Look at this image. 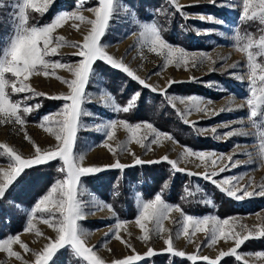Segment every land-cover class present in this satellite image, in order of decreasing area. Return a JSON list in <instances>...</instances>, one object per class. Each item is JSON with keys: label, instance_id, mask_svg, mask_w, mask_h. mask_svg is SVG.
Listing matches in <instances>:
<instances>
[{"label": "snow or ice", "instance_id": "obj_1", "mask_svg": "<svg viewBox=\"0 0 264 264\" xmlns=\"http://www.w3.org/2000/svg\"><path fill=\"white\" fill-rule=\"evenodd\" d=\"M175 6L177 12L187 18V13L178 4V0H169ZM213 4L224 6L226 0H211ZM54 0H16L12 4L15 10L12 13L13 31L10 39L5 41L4 47L0 49V125L15 124L23 127L26 123L25 116L32 113L41 107L40 104L29 105L26 101L32 100L35 97L46 96L47 99L64 101L62 108L55 114H45L38 126L57 141L55 148L42 150L37 146L30 137L25 133L27 140L35 150L34 156L31 158L22 157L16 150L9 147L7 144H0V150L9 158L7 170H0V199L6 197V193L15 183L26 174V170L32 169L35 166L46 165L52 161H60L61 164L58 171L64 173V178L57 179L50 186L48 192L43 195L32 207L28 213L27 225L25 232H35L36 236H41L42 233L36 229L34 219L36 214L40 213L39 220L41 223L48 225L56 233L54 239H49L43 249L39 252H34V264H50L62 249H70L73 254L87 262V264H105V262L96 254L93 248L86 246L85 232L79 221L85 218V205L79 199L81 190L84 189L83 177H89L99 174L106 170H120L130 167L122 165L118 160L111 165L104 167L100 166H82L84 154L74 152V144L77 141V132L82 123V117L88 113L82 105L89 99L86 94V86L92 81L98 80L97 62H103L108 66L123 71L128 77L138 81L144 88H150L152 92H157L155 87L146 83L145 80L139 79L135 73L125 66L121 61L116 60L113 56L108 55L106 47L108 45L102 43V38L106 36L111 28V21L120 18V13L123 10L126 13L129 22L138 26V31L133 33L137 39L133 47H138L141 51L147 50L149 53H155L164 60V67L169 65L185 66L191 64L193 67L202 65L206 61L215 63L207 53H190L180 46H174L167 42L162 35L160 27L155 23L142 22L138 18V13L132 9L130 5H122L121 0H98V6L88 10L94 13V19H87L80 14L83 3H79L76 11L68 12L61 10L57 12L50 22L40 25L39 23L30 24L29 10L33 13H39L41 16L50 11L49 5L53 4ZM239 3L228 4L229 7H236ZM0 7H3L0 4ZM200 19L204 20L205 16L200 15ZM209 21L214 20L212 16H208ZM69 20L79 21L80 24L90 25V30L83 37L82 43H72L70 47L76 49L74 56L79 57L76 62H62L60 60H50L48 57H53L58 54V49L65 46L67 42L62 36H53L57 29L61 28ZM239 20L247 24L248 22H258L264 26V0H242V13ZM220 23L221 21H216ZM78 25L73 23V28L78 29ZM209 32L210 30H204ZM261 34L255 37L250 32H245L243 36L239 32L235 36V49L245 54L247 58V79L249 95L244 98L249 109L247 117H241V124L244 119L250 122V125L255 129H260L261 124H264V62L258 60L259 57H264V28L260 29ZM199 34V32H198ZM244 40L241 43V40ZM232 67H239L233 65ZM52 71H49V70ZM56 69H65L74 77L71 80H62L69 94L67 95H52L47 96L45 93L35 92L25 81H28L32 76H55ZM11 77L15 78L10 79ZM159 74V73H155ZM236 79L243 81L244 75L234 74ZM56 79L61 78L55 76ZM194 79V78H193ZM169 87L176 83L174 80H169ZM11 88V93H30L21 100H12L7 89ZM166 96L169 103H173V97L169 96L167 90L161 93ZM140 93H134L127 103V106H120L115 103L114 98L109 94L112 100V110L115 112L129 113L136 106L137 97ZM180 103L187 104L189 107L179 115L188 123L186 117L192 111L203 112L209 114V109L204 103L203 98L191 96L188 98H176ZM211 103V101H209ZM203 105V106H202ZM174 106V104H173ZM239 107H244L240 105ZM214 114V113H213ZM260 121L258 124L257 121ZM122 127L128 134V139L118 143L116 148H112L107 142L102 146L108 148L113 155L117 151L123 153L127 151V144L134 142L141 147L148 149L149 144L145 141L149 140V134L155 138L150 141L151 144H159L161 139L173 140L170 134L161 133L156 130L150 122L131 124L124 120H110L98 127V131L105 133L108 141L115 136L117 127ZM194 127V125H193ZM147 130L145 134H141V129ZM199 132L206 129H197ZM213 133L216 132L212 128ZM227 137L234 135L247 136L249 133L243 130V124L240 129H234L225 133ZM260 137L259 159L264 161V130L258 132ZM219 138V137H216ZM175 142V141H174ZM178 143V142H176ZM239 147V145H236ZM251 162V153L248 154ZM188 157H194L200 160L203 164L211 161L215 166L218 161L224 159L223 154L217 155L213 151H198L184 146V151L181 153L179 160H186ZM215 157V158H214ZM229 161H233V156H228ZM174 170V172L184 173L185 169L178 166L179 161L169 160L167 156L162 158ZM160 160L143 161L140 158H135L134 165H143L144 163L156 164ZM239 161L231 164L235 168ZM228 170V166L220 167L221 173ZM188 176L198 175L197 173L187 172ZM218 173L213 171L211 174H203V179L211 181L221 192L228 197L242 201L246 197L255 195L264 196V185L259 186V191H249L247 188H239L233 181H238L239 177L231 176L222 178L216 181L213 177ZM239 193V194H238ZM119 193H114L118 195ZM99 205L107 207L109 211H113L111 205L104 201H99ZM54 209V211H53ZM173 211L180 213L182 217V229L177 230L176 238L183 235L189 243L192 242L191 236L197 232L206 234V239L209 241V246L215 245L218 240H233L235 246L228 251H220L215 259H210L207 256L200 257L196 254L187 255L183 251L175 250L173 245V236L171 230L164 228V221L169 220L170 213ZM47 213V215H44ZM58 213V215H57ZM127 221H117L115 224L114 234L107 233L106 236H113L114 239L125 243L121 239V229L126 230ZM136 226L140 229L142 235L139 237L141 241L148 242L153 236L162 238V234L168 232V237L163 240L166 245V252L173 257H186L193 264L198 259H202L207 264H220L222 258L235 257L237 261L241 259L238 250L246 241L256 238H264V227L258 228L255 232L248 230L244 225L239 224L235 218H218L216 216L193 217L185 214L179 206L168 204L162 199V194L158 193L153 199L139 201L138 215L135 219ZM240 229V231H237ZM246 233V234H242ZM18 244L24 252H28V246L21 242L19 234L9 236L6 239L0 240V252H5L8 257H15L21 260L19 253L12 250V245ZM200 247L199 245L197 246ZM156 255L154 250L149 247L145 256L132 255L127 258L113 261V264H136V262ZM251 256L252 254H248ZM255 260L264 261V252H257Z\"/></svg>", "mask_w": 264, "mask_h": 264}, {"label": "rangeland", "instance_id": "obj_2", "mask_svg": "<svg viewBox=\"0 0 264 264\" xmlns=\"http://www.w3.org/2000/svg\"><path fill=\"white\" fill-rule=\"evenodd\" d=\"M68 1L69 0H54V3L49 5L50 11L54 9L53 6L56 5L55 3L63 4L60 7L61 9L55 6L57 7L55 14L61 10H66L68 12L76 11L77 5L81 3V0H71V3L66 5L68 7L64 6V3ZM165 1H167L168 8L173 10L169 12V20H171V18L175 19L176 33L174 36L182 34L190 38V42L192 43V46L188 49L182 48L190 53H207L215 63L206 61L204 64L197 65L196 67H193L191 64L187 67L183 65L177 67L173 64L165 68L162 57L157 56L155 53H149L147 50L141 51L138 47H133L137 39L136 35L133 33L138 31V26L129 22L123 10L120 13L119 19L111 21V28L106 34L107 38L105 39L103 37L102 43L108 45L106 47L108 55L113 56L118 61L122 60L123 64L129 67L139 79H143L148 85L155 87L157 89L155 93L161 94L164 92L169 86V80H174L176 83L173 84H195L204 88L211 96H219L220 99L216 100L213 99V97L207 99L194 95L195 97L204 99V103L209 109V114L192 111L186 117L188 123H185L179 113H183L189 106L180 103L179 99L176 98H188L191 97V95L178 96L169 94V96L174 98L173 103H170V105L175 109V112L182 119V122L190 127V130L193 132L199 133L203 138L207 137L214 141L216 147L210 151L215 152L217 155L223 154L224 159L218 161L215 166L212 165L211 161L207 164H203L194 157H188L186 160H179L181 153L184 151V146L179 145L173 140L163 138L159 144H151L150 141L155 138L151 134H149V140L145 141V143L149 144L148 149L131 142L127 144V151L123 153L117 151L116 154L113 155L109 152L108 148L102 145L107 142L112 148H116L118 143L128 139V134L122 127L118 126L115 130L114 138L108 141L105 133L97 130L99 126L110 120H118L115 117L112 119L109 118V115L116 114V112L112 110V100L109 98V94L106 88H104V85H102V80L99 76L98 80L92 81L85 89L89 99L82 107L88 114L81 118L82 123L77 132L74 152L84 154L82 162V166L84 167H104L113 164L117 160L122 165H129L131 167V165H134L135 158H140L145 162L153 160H160L162 162V158L167 156L169 160L179 161L178 166L181 169H185L184 173L190 171L198 174L192 176L196 184L195 188L198 193V198L209 207L211 206L210 201L203 196L201 186L197 185L198 181L203 179V174L206 172L209 175L213 171L217 172L218 175L213 177L216 181L231 176L239 177L238 181H233L237 187L258 192L259 186L264 185V161H261L258 155L260 145L258 132L264 130V124H261L260 129H255L250 125L247 119H244L242 122L243 130L249 133V135H234L232 137H227L225 133L234 129H240L242 126L240 118L247 117L249 114V109L244 100V98L249 95L247 90L249 81L246 75L247 58L245 54L235 49V36L237 32H239L241 36H243L245 32H250L258 38L261 34L260 29L264 28V26L254 21L246 25L239 20L242 13V0H239L236 7H229L227 5L237 3V0H226L224 6L213 4L211 0H178V4L183 8V11L188 14L187 18L181 15L180 12H177L175 6L172 5L169 0ZM15 2L16 0H0V4L3 5V7H0V15L5 22L6 29L5 35L2 38L3 47L5 41H8L12 35V13L15 11L12 4ZM89 2L95 3V6H98V0H82L83 7L80 14L84 15L87 19H94V13L88 9L95 6L91 5L88 7L87 4H89ZM121 3L122 5H128L125 0H121ZM29 11L31 12V10ZM48 12L44 14L45 18L48 17ZM31 14L34 16H41L39 13L31 12ZM165 14L166 10H163L160 17L165 16ZM173 15H175V17H173ZM200 15L205 16V19L201 20ZM208 16H212L215 19L209 21L207 19ZM216 21L221 22L217 23ZM73 23L79 26L78 29L73 28ZM90 27L91 26L88 24H80L79 21L69 20L53 33V36L64 37L67 44L58 49V54L56 56L48 57L47 59L53 61L60 60L62 62H76L79 59V57L73 55L76 49L67 45L82 43L83 37L87 35ZM165 28L166 27H164V30ZM204 30L210 31L205 32ZM243 42L244 40L242 39L241 43ZM258 60L264 62V57H259ZM233 65H239V67H232ZM49 71L52 70L50 69ZM234 74L244 75L243 81L236 79ZM55 76L61 79L58 80ZM55 76H32L28 81H25V83L33 88L35 92L45 93L47 96L69 94V89L61 81L65 79L71 80L74 77L65 69H56ZM14 79L15 78H13V80ZM147 89L149 90L150 88ZM23 94L24 96L30 95V93ZM209 101H211V103H209ZM63 103L64 101H62L61 106L57 110H52L47 114H55L58 112L62 108ZM242 104L244 107H239ZM30 114L25 116V120L28 121V119L34 118L33 120H37V122L31 123L28 121L29 123L26 122L23 127L15 124L0 125V144H7L24 158H31L35 153L32 144L25 140V133H27L31 141L42 150L52 149L57 145L55 138L44 132L38 126L43 116L38 114L39 116L36 117V112L32 116H30ZM257 123L259 124L260 121L258 120ZM212 128L216 129L215 133L211 131ZM197 129H206V131L199 132ZM146 131L147 130L142 128L141 134H145ZM236 145H239V147ZM249 153L252 154L251 162L248 155ZM1 154L4 161L1 162L0 160V170H7L9 158L3 154L2 150ZM228 156H233V161H229L227 159ZM235 161H239V163L235 168H232L231 164ZM59 163L61 164L60 161ZM224 166H228V170L221 173L219 169ZM107 171L108 170L103 172ZM252 197L264 198V196L260 195ZM79 199L85 205V218L78 223L81 225V228L88 233L86 236V246L93 248L105 264H113V261L121 260L132 255L138 254L145 256L149 247L154 250L156 255L169 254L166 252V245L163 242V240L168 237V232L163 233L162 238L153 236L148 242L141 241L139 237L142 233L135 224V218L134 220L127 221L126 230L121 229L119 234L121 239L125 241V243H121L111 235L106 236V234L110 232L114 234L115 224L117 221H120L116 217V214L113 211H109L107 207L100 206V200L90 189H87L85 185L84 189L81 190ZM130 199L135 205V217H137L139 201L143 199L139 187L137 188L135 185L131 187ZM30 211L31 210L28 209L24 210L27 214V218ZM40 215V213H37L36 219H34L33 222L36 229L42 233L41 236H36L35 232L25 231L19 234L21 242L28 246L29 251L26 253L18 244H14L12 245V250L20 254L21 260H17L15 257H8L5 252H0V264H34L35 257L32 253L41 251L45 244L49 242V239H54L56 236L52 228L40 222ZM44 215H47V213ZM229 218H235L239 224L255 232L258 228L264 227V207L257 211L256 214ZM87 223L92 224L88 226ZM90 227L95 229H91ZM164 228L171 230L174 249L185 252L186 256L196 254L200 257L207 256L210 259H215L220 251H228L235 246L233 240L225 241L223 239L218 240L215 245L209 246V241L206 239V234L203 232H197L194 236H191V243H189L183 235L177 239L176 232L182 229V217L180 213L175 211L170 213L169 220L164 221ZM237 231H240V229H237ZM198 245L200 246L199 248L197 247ZM63 250L70 252L80 263L87 264V262L76 257L70 249L66 248L60 251ZM238 254L241 255L239 262L243 264H264V261L255 260L256 253L240 252L239 249ZM248 254L252 255L249 256ZM223 259L224 258H222L221 261ZM199 261L204 260L198 259L196 262Z\"/></svg>", "mask_w": 264, "mask_h": 264}, {"label": "trees", "instance_id": "obj_3", "mask_svg": "<svg viewBox=\"0 0 264 264\" xmlns=\"http://www.w3.org/2000/svg\"><path fill=\"white\" fill-rule=\"evenodd\" d=\"M125 2L136 10L139 20L157 24L162 31L163 38L170 44L180 45L185 49L192 46L190 38L182 34L174 36L176 24L174 18L169 20V12L173 10L168 8L167 1L125 0ZM70 3L71 0L64 3V6ZM55 4L53 6L54 9L48 12L47 18L44 15L34 16L29 11L30 24L39 23L43 25L49 22L57 11L55 6L61 9L60 7L63 5L60 3ZM91 5L95 6V3L89 2L87 4L88 7ZM163 10H166V14L160 17ZM250 23L248 22L246 25ZM164 27H166L165 30ZM5 32V22L0 15V49L3 48L2 38ZM104 38L106 39L107 35ZM96 68L98 76L102 80V85H104L108 94H111V97L114 98L116 104L122 107L127 106L134 93L141 94L137 97L136 106L129 113L116 112V114L109 115V118L115 117L131 124L150 122L159 132L170 134L179 145L188 146L193 150L210 151L216 147L214 141L207 137L203 138L199 133L193 132L190 127L182 122V119L177 115L175 109L171 107L166 96L144 88L123 71L114 69L103 62H97ZM9 78L13 79L10 74ZM165 90H167L168 95H197L207 99L209 97H213L216 100L220 99L219 96H211L204 88L195 84H172ZM7 91L12 100L23 101V93L12 94L11 88L7 89ZM26 103L29 105H41V107L30 114L32 116L36 112V117H38V114L44 116L52 110H57L61 106L62 101L50 100L40 96L26 101ZM33 119H28V121L31 123L37 122V120ZM0 155L2 162L4 158L1 150ZM59 166V161H52L46 165L35 166L26 170V174L7 191L6 197L0 199V240L21 234L24 231L27 225V214L24 210H31L38 199L48 192L50 186L57 179H63V173L58 171ZM82 181L85 187L90 189L100 201L112 206L113 212L120 221H131L136 218V208L130 199V190L134 185L137 188L139 187L143 200L153 199L156 194L160 193L165 202L173 206H179L185 214L193 217L212 215L218 218H229L256 214L257 211L264 207V198L262 197H246L244 200L238 201L221 192L211 181L202 179L198 181L197 185L201 186L203 196L210 201L211 206L209 207L198 198L194 178L188 176L187 173L174 172L165 161L156 164L131 166L123 171L108 170L107 172L83 177ZM114 193L119 194L114 195ZM87 224L91 226L92 223ZM258 251L264 252V238L250 239L240 248V252L257 253ZM50 264L83 263L77 261L67 250H63L57 254ZM136 264H193V262L185 257H173L169 253L145 258ZM195 264H207V262L199 261L195 262ZM220 264L243 263L237 261L234 257H226Z\"/></svg>", "mask_w": 264, "mask_h": 264}]
</instances>
